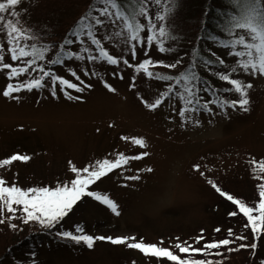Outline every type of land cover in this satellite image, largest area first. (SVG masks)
I'll return each mask as SVG.
<instances>
[{
	"label": "rangeland",
	"instance_id": "1",
	"mask_svg": "<svg viewBox=\"0 0 264 264\" xmlns=\"http://www.w3.org/2000/svg\"><path fill=\"white\" fill-rule=\"evenodd\" d=\"M36 1L23 0L19 7L37 4ZM42 3L49 7L66 4V0H45ZM190 11H196V8H188L182 3L180 10L174 8L169 14L178 26L172 30L175 39H167L166 46L187 47L179 39L183 31L178 30L186 29L184 20ZM116 30L108 25L99 37ZM190 30L191 27L188 33ZM193 34L191 32L185 38L190 40ZM103 43L111 54L123 56L133 64L147 58L145 51L138 49L137 59L133 61L128 46L119 38L103 40ZM79 47L75 44V51ZM213 47L217 51L211 49V53L216 52L225 60L224 71L230 72L237 66L236 58L228 55L230 44L220 48L215 41ZM159 53L153 46L148 55L154 61L168 62L165 53ZM187 54L184 57L191 59L192 56ZM9 60L10 55L6 54V62ZM76 61L79 64L75 67ZM69 69L77 72L83 84L71 75ZM177 69H181L180 65ZM85 70L88 75L84 74ZM152 70L163 71L161 67ZM56 73L63 74L64 78L84 90L67 89L73 97L69 99L57 86L53 96L51 78H48L44 88L14 93L18 97L14 99L3 95L10 81L6 71L0 72V143L21 135L20 139L25 142H44L48 149L46 159L67 154L74 157L79 166L87 160L89 164L102 160L106 153L108 158L121 153L126 157L148 153L141 159H130L95 186L99 193L114 200L120 214L116 215L95 203L90 204L81 215L86 227L77 222L72 232L79 226L93 237L140 236L152 241L163 237L180 242L183 233L190 230L193 236L201 234V230H206L212 223L217 195L208 184V176L218 175L221 170L224 173L239 170L249 157L264 161V75H252L239 68L233 74L244 84H252L247 90L250 101L247 112L239 107L221 108L213 104L209 113L191 112L181 118L179 110L183 104L178 97L166 98L155 110L146 106L166 91L171 82L151 79L123 63L109 65L106 62L73 60L57 65ZM106 83L115 91H110ZM133 83L134 87L131 86ZM212 94L206 91L204 99H215ZM231 94V97L240 98L235 91ZM197 120L199 124L195 123ZM133 138H142L146 147L135 145ZM148 168L152 171L145 170ZM128 176H139V179L128 180ZM65 231L70 230L67 228ZM99 246L78 255L76 249H67L64 242L54 241L41 245L38 257L32 259L37 264H113L108 252L110 247L106 244ZM130 253L138 255L133 249Z\"/></svg>",
	"mask_w": 264,
	"mask_h": 264
},
{
	"label": "snow or ice",
	"instance_id": "2",
	"mask_svg": "<svg viewBox=\"0 0 264 264\" xmlns=\"http://www.w3.org/2000/svg\"><path fill=\"white\" fill-rule=\"evenodd\" d=\"M22 2L23 0H0V32L4 34L7 43L5 48V44L0 42V72L6 71L10 81L3 90V95L6 97L11 96L18 99L13 95L14 93L43 88L45 79L51 78L52 95H56L57 86H59L60 90L64 91L69 99H72L73 97L66 91L67 89L82 92L84 88L57 75L52 69L53 65H64L67 61L73 60L106 62L109 65L123 63L134 68L137 73L143 72L149 78L171 82L168 84L166 91L162 92L154 102L147 103L146 106L155 110L165 102L166 98L175 96L183 104V107L179 110V115L184 118L186 113L211 112L210 104H217L221 108L226 106L239 107L247 112L249 110L247 106L250 103L247 90L252 87V84H244L240 79L234 78L233 74L239 68L243 72L252 75L257 73L264 75V0H230L236 14L231 17V27L228 29L233 35V38L227 42V44H230L228 55L236 58L237 66L232 67L230 72L214 71V74L220 81L231 86L225 87V92L235 91L239 93L240 98L228 101L221 100L219 96H216L215 99L204 100L203 102L200 92H206L210 89L200 85L201 77L196 71L197 62L199 61L209 70H212L211 66L214 63L220 65L225 63L223 58L211 52L205 57L200 50L196 49L186 70L173 76L164 75L152 69L161 66L175 69L182 63L183 57L167 64L164 61H154L148 55L153 46L160 53L172 51L171 48L166 46V40L170 38V32L165 21L168 15L174 11L177 0H94V4L90 6L85 15L80 18L70 33L59 44L54 58L47 60V65L43 62L46 60L47 53L50 52L52 46L47 44L38 45L33 42L37 37L30 28L21 23L19 19L20 12L16 10ZM152 5H155L158 9L163 5V12L158 10L153 14ZM108 25L117 30L100 38L98 30ZM233 30H237L239 34L233 32ZM144 33H147V35H144ZM113 37L119 38L128 46L133 61L137 59L138 49H143L147 58L133 64L123 56L118 57L111 54L105 47L103 40H110ZM74 44L80 45L76 51L70 47ZM6 54L10 55L11 62H6ZM69 71L76 80L81 81L76 71L72 69H69ZM31 73H38V75L31 76ZM26 74L31 78L19 79ZM84 74L88 75L89 72L85 70ZM133 80H135V77H133ZM12 81H15V83ZM81 84H83V81H81ZM105 86L110 91H115L107 83ZM131 86L134 87L135 84L133 83ZM87 87H90V85H87ZM76 98L79 99V97ZM188 119H191V116ZM195 123L199 124V121L197 120ZM123 139L128 138L123 137ZM132 142L135 145L146 147V143L142 138H133ZM147 155L146 151L134 157H126L121 153L114 161L108 158L97 160L83 169H78L72 165L70 170L76 174L75 178L71 181L57 182L55 187L37 186L25 189L15 182L9 184L0 176V224H4L6 219L9 222L20 219L23 224L38 222L44 227L52 229L73 210V207L85 195L94 196L96 200L102 201L103 204L108 206L114 214L119 215L118 205L112 199L107 195L101 196L87 191V188L114 169L126 165L130 159H141ZM30 159L29 155L13 154L9 158L0 160V168L10 166L14 161L27 162ZM69 163L71 165V162ZM251 163L254 165L252 171L257 174L258 179L264 180V175H261L264 174V161L257 162L253 160ZM196 167L199 168L198 165ZM145 170L152 171L151 168ZM126 179L136 180L139 179V176H128ZM209 183L222 196L237 205L238 212L246 217L247 224L245 227L250 226L254 234V242L250 246L241 243L239 247H250L255 255V250L258 247L255 239L264 230V182L257 184L259 199L258 203L253 206H249L241 199H234L232 195L223 192L212 181H209ZM5 210L10 213L7 217L4 216ZM18 212L19 215H17ZM254 213H258V215H254ZM237 214L236 211H233L229 215L236 216ZM8 226L14 230L18 228L15 223H9ZM214 231L219 232L221 230L217 228ZM76 232L81 234L76 235L73 232L64 231L58 233V235L70 238L77 243L83 242L90 249L93 248L94 242L97 240H108L115 245H123L129 239L135 240L134 237H93L92 235L83 234V229L79 226H77ZM228 234L230 237L234 236L233 230L229 229ZM235 239L246 240V237L241 235L236 236ZM201 240H204L203 230H201V235L196 238V243H200ZM231 243H234V240L225 238L219 241L207 242L201 248H196L187 244V242L178 243L175 247L179 249L181 254L202 255L206 251L210 253L212 249H219L221 246H228ZM127 247L140 250L145 255L152 257L167 258L170 262H178V264H212L210 260L183 259L181 256L174 254L169 248L153 243H145L142 239L139 242L128 243ZM228 250L233 251L235 249L229 248ZM210 254L221 255L219 252Z\"/></svg>",
	"mask_w": 264,
	"mask_h": 264
},
{
	"label": "trees",
	"instance_id": "3",
	"mask_svg": "<svg viewBox=\"0 0 264 264\" xmlns=\"http://www.w3.org/2000/svg\"><path fill=\"white\" fill-rule=\"evenodd\" d=\"M42 1L45 0H37V4L32 5L25 4L22 8L17 6L16 10L20 12L19 19L21 23L25 27L30 28L37 37V39L33 42L38 45L47 44L52 46L50 52L47 53L46 60L43 62L47 65V60L54 58L55 53L58 51L59 44L70 33L80 18L85 15L90 6L94 4V0H66V4H54L49 7H44ZM182 3H185L188 8H196V11L186 13L184 20L186 23V29L178 30L183 31L179 39L182 43H186L187 47L182 48L180 46H167L171 48L172 51L165 53L164 56H167L168 58V62H165L167 64L175 62L178 58H180V55L183 56L184 60L180 64V70L177 68L169 69L161 66L163 71L160 73L164 75L175 76L186 70L192 60V58L188 60L184 57L186 52H188L187 55L193 57L194 50L198 49L203 56L206 57L211 52V49L217 51V49L213 47L215 41L221 48L227 44L228 40L230 41L233 38L232 33H230L228 29L231 27V17L236 14V11L234 10V6L230 3V0H177L174 8H178L180 10ZM163 7L164 6L161 5L158 9L155 5H152V13L155 14L158 10L163 12ZM176 23L177 22L168 15L165 24L168 26L170 32L169 39H175V36H172L174 33L172 30L178 26ZM190 27L191 30L188 33V28ZM234 31L236 30H233V32ZM191 32L194 34L190 40H187L185 35H188ZM102 33L103 29H99L98 36ZM0 42L5 44V48L7 47V44L5 43L6 39L4 38V34L2 32H0ZM70 47L75 51V44ZM159 54L162 55L163 53ZM174 54L176 55L174 56ZM216 55L222 58L217 53ZM158 57L162 56L158 55ZM157 61L163 60L158 59ZM7 62L11 61L9 60ZM71 62L72 61H67L66 64ZM77 63L79 64V62L76 61L73 65L76 67L78 65ZM56 67L57 65L52 66L55 73ZM211 67L212 70H209L208 67L198 61L196 71L201 77V87L210 89L209 91L210 93H213L212 95L214 98L219 96L221 100H238V97V99H236L234 98V95L233 97L230 96L233 91H224L225 87L231 86L226 82L220 81L214 74V71L223 72L224 64L220 65L218 63H214ZM36 75H38V73H31V76ZM57 75L64 77L63 74ZM29 78L31 77L26 74L19 79L23 80ZM47 79L48 78L45 79V85L47 83ZM158 81L164 82L163 80ZM204 93L206 92H200V96L203 95L202 102L206 100L204 99ZM224 96H227V99H225ZM209 107L212 109L213 104H210ZM20 138L21 135H15L10 138V140L7 139L5 141H1L2 143H0V160L9 158L11 155L17 153L29 155L31 157V159L27 162L14 161L10 166L0 168V176H2L9 184L15 182L20 187L25 189L37 186L55 187L57 182L71 181L75 178L76 174L72 173L70 170L72 165L76 166L78 169H83L85 166L90 165L88 163L90 161L87 160L88 162L85 161V164L79 166L80 164L77 160L72 156H67V154H64L61 157L58 156L57 158L52 157L51 159H46L48 149L44 142L33 141L31 143L25 142L21 140L22 138ZM106 155H108V153L102 155L103 159L108 158L105 157ZM117 157L118 156L108 159L114 161ZM253 160L254 159H251L250 157L244 160V162L239 166V170L232 169L226 173L221 170L218 172V175L208 176V184H210L209 181H212L223 192L232 195L234 199H241L245 203L249 204V206H253L258 203L259 199L257 184L264 182V180L258 179L257 174L252 171L254 165L251 161ZM255 161L260 162L262 160ZM69 162H71V165ZM118 169L119 168L114 169L104 177L89 185L87 191L104 196L105 194L99 193L98 190L95 189L96 184L101 179L111 175ZM213 191L217 195L215 199L216 207L213 208L212 214L213 220L210 227L203 231L204 240H201L200 243H196V238L201 234H194L195 236H193L192 231L190 230L186 234H182L183 240L180 242H172L171 238L164 239L163 237H159L157 240L152 241L137 236L135 237V240L129 239L123 245H115L108 240H97L94 242V246L91 249L83 242L77 243L70 238H64L58 235V233L64 232L67 228L71 231L73 225L77 222L83 223V226L86 227V223H84L85 220L81 218V215L84 213L85 207H88L90 204L95 203L110 210L108 206L103 204L102 201L96 200L94 196L85 195L77 202V204L73 207V210L52 229H48L38 222L23 224L20 219H15L10 222L6 219L4 224H0V264H37L36 261L33 262L32 258L38 257L37 254L41 245L52 243L54 241L64 242L67 249H76L75 252L78 255H84L88 251L98 249L100 244H106L110 247L108 252L110 258L113 260V264H178V262H170L167 258H156L150 255H145L137 249L133 250H135L138 255L131 254V248L127 247V244L139 242L141 239L145 243H153L161 247L169 248L174 254L181 256L183 259L210 260L212 261V264H262V262H264V230H262L261 234L257 235L255 239V242L258 245L255 250V255L250 247L240 248L239 245L241 243H245L250 246L254 242V234L251 231L250 226L247 228L245 227L247 219L243 216V214L238 212L237 205L229 201L225 196H222L214 187ZM233 211H236L238 214L236 216H230L229 214ZM9 215L10 213L5 210L4 216L7 217ZM17 215H19V212ZM254 215H258V213H254ZM9 223H15L18 228L15 230L10 228L8 226ZM217 228L221 231H214ZM229 229L233 230L234 236H229ZM73 234L79 235L81 233L75 231ZM83 234L87 233L83 231ZM241 235L246 237V240L235 239L236 236ZM225 238L234 240V243H231L228 246H221L219 249L210 250V253L219 252L221 255L210 254L208 251L202 255L181 254L179 249L175 247L178 243L183 244L184 242H187V244L193 245L196 248H201L207 242L219 241ZM161 241H163V243H161ZM164 243L167 245H163ZM229 248L235 250L229 251Z\"/></svg>",
	"mask_w": 264,
	"mask_h": 264
}]
</instances>
